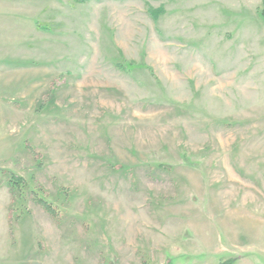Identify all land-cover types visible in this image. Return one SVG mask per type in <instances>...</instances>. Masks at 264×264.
I'll return each instance as SVG.
<instances>
[{
  "label": "rangeland",
  "instance_id": "obj_1",
  "mask_svg": "<svg viewBox=\"0 0 264 264\" xmlns=\"http://www.w3.org/2000/svg\"><path fill=\"white\" fill-rule=\"evenodd\" d=\"M262 1L0 0V264H264Z\"/></svg>",
  "mask_w": 264,
  "mask_h": 264
},
{
  "label": "trees",
  "instance_id": "obj_2",
  "mask_svg": "<svg viewBox=\"0 0 264 264\" xmlns=\"http://www.w3.org/2000/svg\"><path fill=\"white\" fill-rule=\"evenodd\" d=\"M76 2H84L85 0H74ZM262 4H263V7L259 10V14L260 16L264 19V0L262 1ZM10 182L12 183L13 187H20L22 182H23V179L21 177H18L14 174L11 175V179H10ZM37 200V202H39L47 211H49L50 213H54L53 212V207L52 205L45 201L44 199L42 198H35ZM227 262L231 263V260L229 259Z\"/></svg>",
  "mask_w": 264,
  "mask_h": 264
}]
</instances>
